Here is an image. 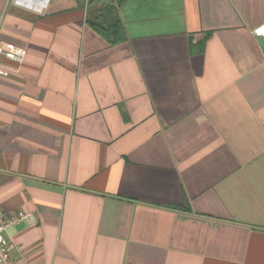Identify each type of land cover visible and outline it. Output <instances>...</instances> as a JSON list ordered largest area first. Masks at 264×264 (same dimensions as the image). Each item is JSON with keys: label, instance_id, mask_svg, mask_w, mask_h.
Instances as JSON below:
<instances>
[{"label": "crops", "instance_id": "0c3cea01", "mask_svg": "<svg viewBox=\"0 0 264 264\" xmlns=\"http://www.w3.org/2000/svg\"><path fill=\"white\" fill-rule=\"evenodd\" d=\"M0 0V209L15 264H264V0ZM116 5V4H115Z\"/></svg>", "mask_w": 264, "mask_h": 264}, {"label": "built area", "instance_id": "2783aa9c", "mask_svg": "<svg viewBox=\"0 0 264 264\" xmlns=\"http://www.w3.org/2000/svg\"><path fill=\"white\" fill-rule=\"evenodd\" d=\"M51 0H9L11 5L29 9L35 13H43ZM254 36L264 38V25L254 29ZM27 50L7 43L0 42V78H10L19 75L27 57ZM32 216L23 211L6 213L0 209V264H15L10 254V243L6 233L12 226L18 225Z\"/></svg>", "mask_w": 264, "mask_h": 264}, {"label": "trees", "instance_id": "16d2710c", "mask_svg": "<svg viewBox=\"0 0 264 264\" xmlns=\"http://www.w3.org/2000/svg\"><path fill=\"white\" fill-rule=\"evenodd\" d=\"M124 0H115L101 12V22L89 21L90 26L110 44L116 45L125 41L124 29L117 15V6L121 5Z\"/></svg>", "mask_w": 264, "mask_h": 264}]
</instances>
